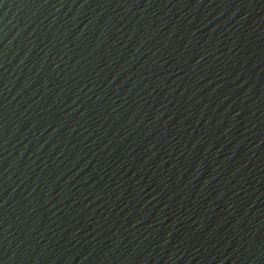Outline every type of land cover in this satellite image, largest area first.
<instances>
[{
	"label": "water",
	"instance_id": "water-1",
	"mask_svg": "<svg viewBox=\"0 0 264 264\" xmlns=\"http://www.w3.org/2000/svg\"><path fill=\"white\" fill-rule=\"evenodd\" d=\"M0 264H264V0H0Z\"/></svg>",
	"mask_w": 264,
	"mask_h": 264
}]
</instances>
